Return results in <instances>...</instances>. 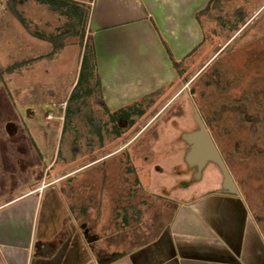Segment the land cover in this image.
<instances>
[{
    "label": "rangeland",
    "instance_id": "rangeland-1",
    "mask_svg": "<svg viewBox=\"0 0 264 264\" xmlns=\"http://www.w3.org/2000/svg\"><path fill=\"white\" fill-rule=\"evenodd\" d=\"M76 1L91 15L93 0ZM212 6L197 20L191 51L176 57L180 75L161 63L166 58L156 64L145 54L147 42L94 31L95 23L88 21L108 81L116 82L124 68L160 77L161 84L141 88L148 91L143 95L160 90L146 98L145 113L131 127L122 124L117 137L99 93L68 115L67 107H76L69 97L83 54L79 33L64 36L53 56H48L53 44L33 34H63L68 19L36 0H0V193L24 189L34 168L49 166L35 184L46 181V192H65L79 223L81 203L101 195L106 204L111 199L116 204L118 251L151 243L175 206L202 191L199 184L223 190L216 163L194 178L186 161L189 147L182 134L198 127L197 112L264 243V0H219Z\"/></svg>",
    "mask_w": 264,
    "mask_h": 264
},
{
    "label": "crops",
    "instance_id": "crops-1",
    "mask_svg": "<svg viewBox=\"0 0 264 264\" xmlns=\"http://www.w3.org/2000/svg\"><path fill=\"white\" fill-rule=\"evenodd\" d=\"M208 2L93 0L89 22L95 23L94 31L127 34L147 42L145 54H152L156 64L160 57L166 58L161 63L170 68L162 39L176 57L190 52L188 46L199 33L196 13ZM95 49L109 109L112 105L118 109L142 92L147 93L141 90L145 85L161 84L154 73L126 68L116 73V82L108 81L101 51L97 46ZM40 167L34 168L33 178L24 189H12L8 195L0 193V264H100L116 255L122 256L109 264H264V243L254 216L245 201L223 186V190L218 187L209 191L199 184L202 191L182 199L185 205L175 206L170 222L158 231V238L120 252L115 202L112 206L111 199L110 205L106 204L99 195L94 197V204L90 197L86 205V201L81 203V223L92 224L95 235L88 242L65 192L53 189L49 193L47 187L35 184L49 168ZM85 215L95 216L94 221L91 223Z\"/></svg>",
    "mask_w": 264,
    "mask_h": 264
},
{
    "label": "trees",
    "instance_id": "trees-1",
    "mask_svg": "<svg viewBox=\"0 0 264 264\" xmlns=\"http://www.w3.org/2000/svg\"><path fill=\"white\" fill-rule=\"evenodd\" d=\"M41 4H46L53 9H57L62 15H64L68 21L65 24V31L63 34L54 36V34L45 35L39 31H34L33 34L42 39H47L53 44V50L49 53L48 56H53L62 47L60 41L61 39L69 33H79L81 44L83 46V54L80 63V70L78 74V80L73 91L69 97V103H75V109L71 110L67 107L68 115L75 113L74 111H79L82 104H85L86 98L94 95L95 93L100 94V102L102 103L105 111L108 113L110 121L113 125V130L115 136H120L122 134L123 128L122 124L127 123L126 126H132L136 118L141 117L145 113L144 101L148 96L155 95L159 89L152 91L151 93L145 94L141 99L135 100L128 103L125 106H122L115 110H110L106 105L104 97L102 96L103 85L101 83V77L97 65V56L96 49L94 44V39L90 32H87V23L90 16V8L83 5L84 3L76 0H36ZM219 0H209V2L196 13V19L199 20L201 15H204L209 12V9L213 3L218 2ZM14 15L20 20V22L28 28L27 20L25 17L17 10H13ZM80 29V31H79ZM165 50L169 57L172 67L179 74H181L180 63L181 60H178L173 54L169 45L162 39ZM179 74V75H180ZM66 121L64 127H66ZM95 125H93L94 127ZM95 131L101 135L100 126L94 127Z\"/></svg>",
    "mask_w": 264,
    "mask_h": 264
},
{
    "label": "water",
    "instance_id": "water-1",
    "mask_svg": "<svg viewBox=\"0 0 264 264\" xmlns=\"http://www.w3.org/2000/svg\"><path fill=\"white\" fill-rule=\"evenodd\" d=\"M194 118L198 124V128L182 134V138L191 146V149L186 156L187 163L190 165L198 164L199 168H201L207 161L216 163L223 174V187L231 193H236L237 189L234 181L232 180L209 132L207 131V128L197 112H195ZM85 237L88 242H91L95 238H89L86 234ZM121 256L122 255H116L105 263L102 262L100 264H109Z\"/></svg>",
    "mask_w": 264,
    "mask_h": 264
},
{
    "label": "flooded vegetation",
    "instance_id": "flooded-vegetation-1",
    "mask_svg": "<svg viewBox=\"0 0 264 264\" xmlns=\"http://www.w3.org/2000/svg\"><path fill=\"white\" fill-rule=\"evenodd\" d=\"M198 125V124H197ZM198 128V127H197ZM196 128V129H197ZM196 129H194V130H196ZM193 131V130H192ZM187 145H188V147H189V151H190V149H191V146H190V144H188L187 143ZM217 148V147H216ZM219 152V151H218ZM220 154V153H219ZM221 156V155H220ZM222 158V157H221ZM209 162H212V161H207L201 168H199V165L198 164H195V165H192V168L195 170L194 171V173H193V177L194 178H197V177H199L200 176V172L202 171V169L209 163ZM189 164V163H188ZM222 183H223V180H222ZM225 191H228L227 189H225V188H223ZM229 192V191H228ZM237 193V192H236ZM236 193H234V194H236ZM80 227L82 228V229H84L83 230V233H84V235L86 234V236L87 237H95V235H94V233H92V224H90L89 222H86V223H81V225H80Z\"/></svg>",
    "mask_w": 264,
    "mask_h": 264
},
{
    "label": "built area",
    "instance_id": "built-area-1",
    "mask_svg": "<svg viewBox=\"0 0 264 264\" xmlns=\"http://www.w3.org/2000/svg\"><path fill=\"white\" fill-rule=\"evenodd\" d=\"M47 186V183H46V181H44L43 183H42V185H41V188H44V187H46Z\"/></svg>",
    "mask_w": 264,
    "mask_h": 264
}]
</instances>
